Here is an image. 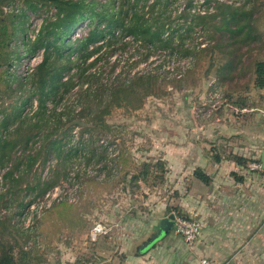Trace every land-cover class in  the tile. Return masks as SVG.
I'll use <instances>...</instances> for the list:
<instances>
[{
    "label": "rangeland",
    "instance_id": "1",
    "mask_svg": "<svg viewBox=\"0 0 264 264\" xmlns=\"http://www.w3.org/2000/svg\"><path fill=\"white\" fill-rule=\"evenodd\" d=\"M204 1L167 3L165 12L170 15L177 48L173 52L158 49L144 60L148 50L129 36L125 48H119V44L111 46L116 51L90 69L97 74L92 80L94 85L119 83L134 75L151 73L155 77L154 95L142 98L141 103L109 108L108 114L103 115L105 129L88 123L90 129L85 131L88 118L80 119V125L71 126L64 144L65 150L77 143L83 148L65 163L53 156L44 161L43 155H38L36 164L25 172L17 188H11V182L4 178L13 161L0 169V195L4 202L0 203V246L13 248L14 264H127L128 257L141 256L136 248L156 231L158 221L169 215L171 209L177 212V207L172 206L177 201V178L171 162L173 144L178 140L187 142L194 132L203 133V126L209 125L213 115L230 103L231 98L236 100L250 90L253 64L264 60V0ZM219 4L237 10L235 23H225L222 13L225 8L220 12ZM8 6L5 13L25 8L22 1ZM26 15L28 36L34 25L41 27L46 18H53L55 10L39 3L35 12L26 11ZM196 15L206 18L198 23L194 20ZM240 27L243 29L239 34L229 31ZM86 30L81 24L72 38ZM168 33L169 30L165 36ZM10 44L15 49L16 42ZM41 52L23 56L19 63L12 62L9 84L0 86V119L1 111L11 112L19 97L13 77L30 74ZM63 103L72 106L73 114L80 109L74 93ZM34 108L33 102L25 113L31 115ZM226 109L238 115L234 106ZM39 141L40 138L36 144L30 142L26 150L16 148L12 158L24 151L34 153ZM224 154L228 153L222 151ZM251 156L257 158L248 157ZM145 163L150 165L147 179L133 180V176L143 171ZM244 173L247 178L244 188L257 197V212L250 214L251 224L244 220L246 223L237 227L241 234L260 235L259 241L251 242L248 238L225 244L221 237L231 225H224L218 239L210 244L177 243V248L188 252L187 264H200L202 259L210 264H264V174ZM37 179H56V183L36 196L31 188ZM20 201L25 203L22 208ZM167 249L166 243L157 241L146 252Z\"/></svg>",
    "mask_w": 264,
    "mask_h": 264
},
{
    "label": "trees",
    "instance_id": "2",
    "mask_svg": "<svg viewBox=\"0 0 264 264\" xmlns=\"http://www.w3.org/2000/svg\"><path fill=\"white\" fill-rule=\"evenodd\" d=\"M17 1H22L25 8L4 12V7ZM149 1L0 0V86L9 84L14 60L19 63L23 56L31 57L42 50L41 61L33 67L30 74L25 77H13V81L17 82L19 97L14 101L11 112L1 111L0 169L6 168L13 161L4 175V178L11 182V188H17L21 184L25 172L36 164L40 154L43 155L44 161L50 156L63 163L69 161L82 146L77 143L74 148L65 150L64 140L69 136L72 127L81 124L80 119L88 118L84 123L85 131L90 129L87 127L88 123L105 129L103 115L108 114L109 108L128 106L132 102L141 103L142 98L155 94V77L151 73L134 75L119 83L116 81L107 85H94L92 80L97 78V74L90 71L100 60L106 59L108 54L116 51L111 49V46L119 44V48H125L128 45L125 39L129 36L148 50L144 60L152 51L162 49L173 52L177 49L174 46L175 32L171 30L170 15L165 12L167 3L173 0H152L151 3ZM205 2L208 3L209 0ZM39 3L54 8L55 15L43 21L38 34L32 40L26 34L29 23L26 11L35 12ZM217 8L220 12L225 8L222 13L226 24L235 23L238 16L236 9L222 4L217 5ZM226 15H229L228 19ZM204 18V15L194 16L198 23L203 22ZM81 24H84L87 30L72 38ZM242 27L240 30L229 31L239 34ZM167 30L170 33L165 36ZM249 37L250 35L245 38ZM13 40L16 42L15 49H12L10 44ZM18 44H21L20 49ZM103 48L105 51H102ZM180 51L187 53V50ZM253 74L252 88L264 89V60L254 62ZM250 90H246L236 100L229 96L231 99L227 104L236 109L252 106L249 96L246 95ZM71 93L75 94L80 105L75 114L71 105H61ZM33 102L35 108L31 115H28L25 109L32 107ZM39 138L38 149L34 153L24 151L20 156L12 158L16 148L24 147L26 150L30 142L36 144ZM224 159L233 161L244 170L243 172L250 171V162L261 164L260 157L255 159L233 153L225 154ZM220 160L219 154L213 156L214 162ZM160 162L162 164V161ZM143 167L139 175L132 177L133 180L140 177L143 181L147 179L150 165L145 163ZM160 168L162 170L163 166ZM193 175L205 185L211 181L201 169H195ZM233 176L236 181H243L242 176ZM159 179L163 180V177ZM55 183L56 179H37L31 189L35 190L36 196H41ZM2 201L3 196L0 195V203ZM24 205L25 203L20 201L19 207ZM178 211H175V214L189 218ZM0 264H14L12 247L0 246Z\"/></svg>",
    "mask_w": 264,
    "mask_h": 264
},
{
    "label": "crops",
    "instance_id": "3",
    "mask_svg": "<svg viewBox=\"0 0 264 264\" xmlns=\"http://www.w3.org/2000/svg\"><path fill=\"white\" fill-rule=\"evenodd\" d=\"M246 95L252 102V106L247 107L250 110L248 113L235 116L228 112L226 108L229 105L225 104L213 115L210 124L203 126V133L194 132L187 138V142L178 140L173 144L171 162L175 165L177 201L172 206L177 207L182 213L200 218L203 228L199 241H202V244L216 241L218 232L220 233V228L224 225H231L230 230L225 229L221 237L225 244L241 242L248 238L254 242L259 241L261 237L258 234L244 235L238 231L237 226L246 223L244 220H247V225L251 224L248 219L251 217L250 214L257 212V197H253L252 192L244 188L247 183L244 170L233 161L225 160V154L222 155V151H225L261 158V152L264 150V89L252 88ZM211 148L216 149L212 151ZM215 154L221 156L220 162L213 161ZM195 169H201L206 173L210 177V183L205 185L195 178L193 175ZM233 174L242 176L243 181H236ZM241 209L243 211L239 212L240 214H234ZM174 212L175 210L171 209L169 214ZM157 241L166 243L168 249L146 252ZM180 242L184 243L183 238L172 229L141 253L137 252L141 256L128 257L126 263L187 264L188 252L177 248V243ZM188 258H191L190 253Z\"/></svg>",
    "mask_w": 264,
    "mask_h": 264
},
{
    "label": "built area",
    "instance_id": "4",
    "mask_svg": "<svg viewBox=\"0 0 264 264\" xmlns=\"http://www.w3.org/2000/svg\"><path fill=\"white\" fill-rule=\"evenodd\" d=\"M9 6L4 8V11L7 12L9 10ZM8 9V10H7ZM39 26H33L32 30L29 32L28 37L30 39H34L36 35L39 32ZM40 60L38 63L41 61L42 58V52L40 54ZM32 61L35 62L36 59L35 57L32 58ZM250 110L247 108L243 109H234L235 114H243V113H248ZM248 170L250 171H262L261 169V164L257 162L250 163L248 165ZM174 215V224H173V229L174 231L180 235L185 244L187 246H193L195 245L201 236V231L203 228V224L200 219L196 218V216H191L189 218L182 217L178 214L173 213ZM200 264H210L208 260L202 259L200 260Z\"/></svg>",
    "mask_w": 264,
    "mask_h": 264
},
{
    "label": "water",
    "instance_id": "5",
    "mask_svg": "<svg viewBox=\"0 0 264 264\" xmlns=\"http://www.w3.org/2000/svg\"><path fill=\"white\" fill-rule=\"evenodd\" d=\"M261 169L262 171H264V150L261 152ZM173 224V214H169L168 216L161 218L158 221L156 231L154 233H151L150 236L136 248L137 252L141 253L160 237L169 233L173 229Z\"/></svg>",
    "mask_w": 264,
    "mask_h": 264
},
{
    "label": "flooded vegetation",
    "instance_id": "6",
    "mask_svg": "<svg viewBox=\"0 0 264 264\" xmlns=\"http://www.w3.org/2000/svg\"><path fill=\"white\" fill-rule=\"evenodd\" d=\"M142 242H143V241H142ZM142 242H141V243H142Z\"/></svg>",
    "mask_w": 264,
    "mask_h": 264
}]
</instances>
